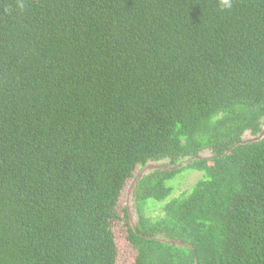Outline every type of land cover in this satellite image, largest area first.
<instances>
[{
  "label": "trees",
  "instance_id": "obj_1",
  "mask_svg": "<svg viewBox=\"0 0 264 264\" xmlns=\"http://www.w3.org/2000/svg\"><path fill=\"white\" fill-rule=\"evenodd\" d=\"M263 119L264 0H0V264H264Z\"/></svg>",
  "mask_w": 264,
  "mask_h": 264
},
{
  "label": "rangeland",
  "instance_id": "obj_2",
  "mask_svg": "<svg viewBox=\"0 0 264 264\" xmlns=\"http://www.w3.org/2000/svg\"><path fill=\"white\" fill-rule=\"evenodd\" d=\"M263 126H264V119H263ZM244 138L253 139L255 136L250 132L247 131L244 134ZM203 156H212L211 150H206L202 152ZM169 162V160H164L160 163H156L158 165L164 164ZM144 172H148V168L143 169ZM202 173L198 171L194 172H184L181 173L175 180L176 189L174 196H178L185 191H189L193 187L194 184L202 177ZM132 181H129L126 188L123 190L122 195L120 196V203L118 207V211L120 215L124 216V209L125 207H129L130 214H131V222L135 223L138 219L137 210L135 206V200L132 191ZM192 190V189H191ZM190 190V191H191ZM161 204L151 203L148 213L153 216L161 214ZM113 230L115 232L116 241L118 245V257H117V264H133L135 262L137 256L136 248L130 243L128 240V223L125 219L116 220L113 224Z\"/></svg>",
  "mask_w": 264,
  "mask_h": 264
},
{
  "label": "clouds",
  "instance_id": "obj_3",
  "mask_svg": "<svg viewBox=\"0 0 264 264\" xmlns=\"http://www.w3.org/2000/svg\"><path fill=\"white\" fill-rule=\"evenodd\" d=\"M222 11H229L234 7V0H219ZM21 9L25 7L23 3L20 4Z\"/></svg>",
  "mask_w": 264,
  "mask_h": 264
}]
</instances>
